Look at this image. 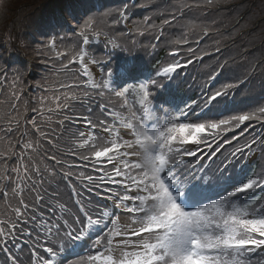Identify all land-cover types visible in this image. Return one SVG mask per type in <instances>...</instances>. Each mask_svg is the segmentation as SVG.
Returning <instances> with one entry per match:
<instances>
[{"label":"snow or ice","instance_id":"6c2138e0","mask_svg":"<svg viewBox=\"0 0 264 264\" xmlns=\"http://www.w3.org/2000/svg\"><path fill=\"white\" fill-rule=\"evenodd\" d=\"M216 4L217 0H179L159 26L145 17L135 31L121 35L144 36L156 30L159 41L164 26L174 24L185 9ZM127 11V6L99 14L90 11L74 19L69 8L67 18L76 21L72 44L58 47L57 36L52 35L37 50L38 55L44 50L52 53L47 59L53 63L49 64L51 79L37 86L44 94L35 101L36 107L23 99L19 78L9 83L7 71L0 68V264H23L20 253L25 247L30 264H65L69 257H78L76 264H264V201L249 197L257 189L264 191V172L226 186L234 160L254 147L264 151V103L232 112L225 99L257 68L264 72V67L251 64L215 92L202 93V105L192 101L180 107L168 95L157 100L155 90H166L158 78L171 81L178 68L223 51L220 39L212 42L211 51L199 48L202 40L218 35L219 29L215 21L193 20L170 41L176 46L170 55L178 57L179 47L189 45L195 36L197 47L187 48L191 58L184 64L173 59L154 78L153 74L143 76L129 60L118 73L109 72L107 78L96 80L90 66H106L110 61L90 55L89 45L103 43L105 54L114 56L122 46L112 32L129 19ZM59 39L63 42L64 37ZM150 47L155 49L156 44ZM230 68V58L218 60L209 80ZM117 75L123 87L114 85ZM97 97L105 101L99 104L103 118L93 122L89 115L76 114L77 105L91 114L90 105ZM193 105L200 108L199 122H187L189 112L195 113ZM29 112L33 113L30 118ZM78 120L87 130L71 132L63 148L64 155L81 161L72 164L50 154L43 145L56 147L68 131L65 124ZM52 125L61 132L50 135L56 133ZM189 144L196 145V150ZM226 145L232 148L225 153ZM106 165H111L110 171ZM57 167L69 170L58 172ZM81 167L98 174L71 171ZM58 175L64 180L75 176L89 194L72 188L79 197L74 201L75 212L64 203H53L56 193L44 187ZM80 242L94 244L91 254H80Z\"/></svg>","mask_w":264,"mask_h":264},{"label":"trees","instance_id":"16d2710c","mask_svg":"<svg viewBox=\"0 0 264 264\" xmlns=\"http://www.w3.org/2000/svg\"><path fill=\"white\" fill-rule=\"evenodd\" d=\"M82 1L85 5H91L93 2V0ZM178 2L179 0H169L168 2L143 0L140 5L131 6L134 31L145 17H151L150 23L159 26L163 19L169 18V13L175 10ZM78 4L79 0H3V6L0 7V53L3 54L0 57V64L3 60L2 65L7 66L10 71L24 74L25 79L19 84V87L23 89V99L30 101L31 107L37 106L35 101L40 96V92L36 90L38 82L35 84L34 82L41 80L38 76L41 56L36 53L39 46L36 44L37 35L34 28L40 26L45 30L49 29L52 24L51 17L58 18L62 15L67 18L66 13L69 8L73 9V18L76 19L81 12V5L78 7ZM107 4L109 6L104 12L115 11L121 8L123 0H108ZM68 18L72 20L71 17ZM193 20L197 23L215 21L216 27L219 29L218 35L204 39L199 48L211 51L212 42L215 39H220L223 51L220 55L205 56L200 63L196 62L191 65L189 77L180 82L177 90L179 95L186 96V104L198 96L194 77H197V84L201 83L202 77L208 78L212 73L218 60L230 58L231 68L228 73H222L216 90L225 83L231 82L235 75L243 73L251 64H259L264 67V0H217V4L210 8L185 9L183 16L174 24L164 26V35L160 38V44L155 49H152L150 45L153 44L155 36L158 34L156 30L148 32L144 36L126 37V35H121V33H125V30L119 24L115 26L112 35L117 38V43L131 46L129 50L121 51V54L132 55L135 58L134 62L141 69V74L146 77L166 63L169 51L176 48L170 41L178 37L184 30V26ZM72 36H66V38ZM140 37H144L142 41L137 40ZM132 40H136L137 43L132 44ZM194 40L195 36H192L190 42H194ZM20 61L23 62L22 65H19ZM121 64H116V66ZM30 66L37 75H29ZM118 68L113 66L111 69ZM8 82H11V78ZM193 82L194 85L191 87ZM231 91L237 95L243 93L240 98L247 96L248 107L264 103V72L257 68L256 73L251 76L248 82ZM2 98L0 97V99ZM32 115V112L28 113L29 118ZM262 152L264 153V151ZM251 172L252 174L256 173L257 167L252 168ZM263 198L264 195L256 199L262 201ZM2 207L3 201L0 200V208Z\"/></svg>","mask_w":264,"mask_h":264},{"label":"rangeland","instance_id":"374dc122","mask_svg":"<svg viewBox=\"0 0 264 264\" xmlns=\"http://www.w3.org/2000/svg\"><path fill=\"white\" fill-rule=\"evenodd\" d=\"M27 18V17H26ZM252 159H253V157H252Z\"/></svg>","mask_w":264,"mask_h":264}]
</instances>
